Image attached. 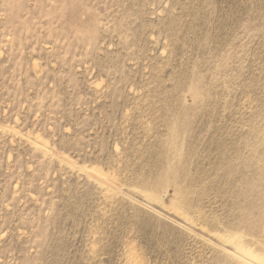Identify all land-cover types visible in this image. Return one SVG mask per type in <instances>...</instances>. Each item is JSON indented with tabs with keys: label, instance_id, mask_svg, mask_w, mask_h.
<instances>
[{
	"label": "rangeland",
	"instance_id": "obj_1",
	"mask_svg": "<svg viewBox=\"0 0 264 264\" xmlns=\"http://www.w3.org/2000/svg\"><path fill=\"white\" fill-rule=\"evenodd\" d=\"M0 264H264V0H0Z\"/></svg>",
	"mask_w": 264,
	"mask_h": 264
}]
</instances>
